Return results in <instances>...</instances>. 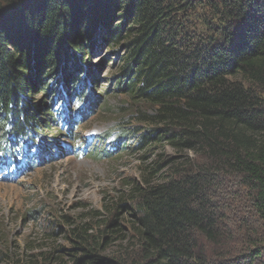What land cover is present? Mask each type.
Segmentation results:
<instances>
[{
    "label": "trees",
    "instance_id": "1",
    "mask_svg": "<svg viewBox=\"0 0 264 264\" xmlns=\"http://www.w3.org/2000/svg\"><path fill=\"white\" fill-rule=\"evenodd\" d=\"M116 44L124 53L115 91L135 113L109 151L129 135L135 151L169 146L196 161L165 165L160 154L145 155L148 177L87 217L64 220L69 247L57 243L20 259L264 264V0H0V149L32 140L30 131L56 109L67 120L55 109L63 89L78 86L72 96L89 101L85 67ZM39 89L43 104L31 99ZM231 177L248 191L260 224L237 250L226 244L215 193ZM16 262L11 250H0V264Z\"/></svg>",
    "mask_w": 264,
    "mask_h": 264
},
{
    "label": "rangeland",
    "instance_id": "2",
    "mask_svg": "<svg viewBox=\"0 0 264 264\" xmlns=\"http://www.w3.org/2000/svg\"><path fill=\"white\" fill-rule=\"evenodd\" d=\"M123 53L124 49L116 44L113 48L104 46L101 51L92 54L91 64L85 67L87 71L82 77L90 88L87 91L90 102H81L78 96H72L80 88L78 86H71L68 91L63 89L57 103H54L55 109L60 107L69 118L62 120L61 111L56 109L55 114L60 111V116H44L48 122L37 127L36 133L30 131L31 141L37 144L44 141L43 152L37 154L40 160L32 168L15 174L17 166L13 164L1 167L0 250H11L17 257V264L25 263L20 259L23 254L48 251L57 243L69 247L64 232L68 229L66 219L72 222L87 217L91 210L102 209L105 199L119 197L122 191L128 189L129 183L148 177L147 165L150 161L145 160V155L151 160H158L160 156L155 155L160 154L163 157L160 161H165V165L177 157L181 158L179 163H195L196 160L190 161L192 153H179L169 146L156 147L153 150L155 154L135 151L130 147L137 145L138 141L129 135L120 141L118 149L109 151L113 149L110 148L112 142L120 136L119 125L131 124L135 113L131 104L127 105L126 96L115 91ZM44 95L39 89L31 94V99L43 104ZM61 97H64L63 101ZM47 102L51 104L50 97ZM5 127L8 129V123ZM5 135L6 140L8 133ZM87 135L94 140L86 143ZM17 139L13 150L17 149L19 153V149L23 148L25 152L26 141ZM84 143L89 149L82 154L78 148ZM122 145L127 148L122 149ZM95 146L99 147L96 151ZM105 150L109 156H102ZM27 155L26 160H22L24 156L20 159L17 168L25 167L27 159L34 160V153L28 152ZM215 193L223 214L227 248L237 250L246 244L249 236L258 235L260 231V224L251 209L249 193L232 177L219 184ZM54 230L58 238L47 237ZM63 260L70 261L67 257Z\"/></svg>",
    "mask_w": 264,
    "mask_h": 264
},
{
    "label": "bare ground",
    "instance_id": "3",
    "mask_svg": "<svg viewBox=\"0 0 264 264\" xmlns=\"http://www.w3.org/2000/svg\"><path fill=\"white\" fill-rule=\"evenodd\" d=\"M32 140H33V139H32ZM45 140H46V139H45ZM12 141H13V140H12ZM12 141H11V143H13ZM47 141H48V140H47ZM47 141H46V142H47ZM9 142H10V141H9ZM38 144H39L40 149L43 151L44 141H43V140L38 141ZM45 150H46V149H45ZM47 155H48V154H47ZM0 158H1V157H0ZM44 158H45V156H44ZM44 158H43V159H44ZM44 162H45V161H44Z\"/></svg>",
    "mask_w": 264,
    "mask_h": 264
}]
</instances>
